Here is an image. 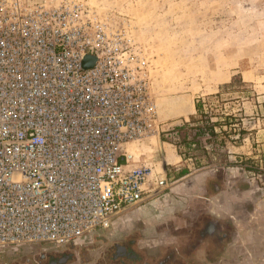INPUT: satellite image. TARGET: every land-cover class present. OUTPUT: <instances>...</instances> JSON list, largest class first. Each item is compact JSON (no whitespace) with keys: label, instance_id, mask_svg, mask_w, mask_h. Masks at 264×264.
<instances>
[{"label":"built area","instance_id":"1","mask_svg":"<svg viewBox=\"0 0 264 264\" xmlns=\"http://www.w3.org/2000/svg\"><path fill=\"white\" fill-rule=\"evenodd\" d=\"M162 124L122 27L83 0H0V249L83 241L169 189L131 151Z\"/></svg>","mask_w":264,"mask_h":264},{"label":"rangeland","instance_id":"2","mask_svg":"<svg viewBox=\"0 0 264 264\" xmlns=\"http://www.w3.org/2000/svg\"><path fill=\"white\" fill-rule=\"evenodd\" d=\"M83 1L92 16L132 35L149 60L162 133L134 145L135 164L171 173L177 148L193 167L188 190L209 187L225 215L259 230L264 264V0ZM134 209L83 241L4 247L0 264H121L116 245L128 237L138 262L158 263L169 249L153 234L142 239L143 224L128 214Z\"/></svg>","mask_w":264,"mask_h":264},{"label":"crops","instance_id":"3","mask_svg":"<svg viewBox=\"0 0 264 264\" xmlns=\"http://www.w3.org/2000/svg\"><path fill=\"white\" fill-rule=\"evenodd\" d=\"M171 150V173L168 172L169 167L165 168L169 190L160 192L148 203L136 206L133 214L128 213L135 224H143L142 239H147L145 234H153L152 238L164 240L161 243L169 249L158 259V263L152 260L151 264H262L261 256H257V249H260L259 230L242 227L244 218L237 213L225 215L226 210L221 205L217 207V192L209 195L207 188L204 194L195 195L188 190L194 175L193 167L187 164V157L177 148ZM150 204L154 205L149 208ZM204 219L231 221L232 233L226 244L224 237L228 234L225 227L216 228L214 235L206 229L208 222L201 223ZM133 238L128 237L120 245H132L134 248ZM116 259L121 264H132V261L120 256Z\"/></svg>","mask_w":264,"mask_h":264},{"label":"flooded vegetation","instance_id":"4","mask_svg":"<svg viewBox=\"0 0 264 264\" xmlns=\"http://www.w3.org/2000/svg\"><path fill=\"white\" fill-rule=\"evenodd\" d=\"M208 189H209V187H208ZM208 221L213 222L211 225L212 227L210 228V231H212L214 235H215V229L216 228L219 229L221 226L225 227L226 225L230 226V228H231V224H232L231 221L228 219L217 220V221H214L212 219H206V220L204 219L202 222L207 223ZM226 242H227V240H224V244H226ZM218 245H222V244L218 242ZM117 247H118L117 252H120L119 255L123 259H129L132 256L131 254L134 251L132 245L131 246L130 245H119ZM116 258H117V256H116Z\"/></svg>","mask_w":264,"mask_h":264},{"label":"trees","instance_id":"5","mask_svg":"<svg viewBox=\"0 0 264 264\" xmlns=\"http://www.w3.org/2000/svg\"><path fill=\"white\" fill-rule=\"evenodd\" d=\"M197 108L200 110L201 109V106H200V103L197 104ZM210 130H211V134H214V129H213V124L210 125ZM202 224H204L203 222H201ZM212 223L211 221H208L207 225H206V229H210L212 226ZM225 233H227L228 235L224 237V240H227L228 238H230L231 236V233H232V229L230 228V226L226 225L225 226ZM132 256L129 258L130 261L134 262L136 264V262L138 264H150V263H147V262H138V260H142L141 258H138V254L135 252V250L133 251V253L131 254Z\"/></svg>","mask_w":264,"mask_h":264},{"label":"water","instance_id":"6","mask_svg":"<svg viewBox=\"0 0 264 264\" xmlns=\"http://www.w3.org/2000/svg\"><path fill=\"white\" fill-rule=\"evenodd\" d=\"M95 62H96V57L88 56L84 61V66L85 68H91L94 66Z\"/></svg>","mask_w":264,"mask_h":264}]
</instances>
